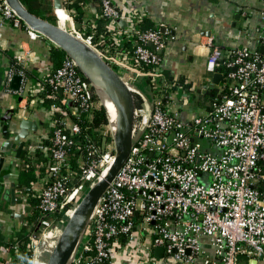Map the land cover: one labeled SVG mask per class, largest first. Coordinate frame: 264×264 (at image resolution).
<instances>
[{
	"label": "built area",
	"instance_id": "obj_1",
	"mask_svg": "<svg viewBox=\"0 0 264 264\" xmlns=\"http://www.w3.org/2000/svg\"><path fill=\"white\" fill-rule=\"evenodd\" d=\"M93 1L97 14L78 22L89 5L60 0L57 20L60 14L70 22L68 32L93 47L125 82L134 73L147 79L155 98L151 108H136L129 159L100 198L69 264H117L116 257L125 255L135 264H264V52L244 47L226 56L209 39L207 72L222 75L219 93L204 113L183 122L172 107L191 105L201 93L161 72L159 51L176 40L174 30L144 29L139 0ZM0 13L21 27L6 0H0ZM27 32L41 37L28 26ZM25 60L18 55L15 65L21 70L12 67L9 82L19 73L26 84ZM42 83L31 94L43 104L35 91L45 84L51 88L46 159L37 164L33 149L24 156L45 173L35 191L41 216L32 229L26 225L31 264L42 260L44 235L66 224L116 157L111 144L100 146L93 139L96 100L76 61L68 56ZM12 110L20 119L21 108ZM84 121L89 126L78 143ZM63 211L62 221H50ZM142 235L149 246L134 245ZM13 247L18 253V245ZM157 249H163L161 258Z\"/></svg>",
	"mask_w": 264,
	"mask_h": 264
},
{
	"label": "crops",
	"instance_id": "obj_2",
	"mask_svg": "<svg viewBox=\"0 0 264 264\" xmlns=\"http://www.w3.org/2000/svg\"><path fill=\"white\" fill-rule=\"evenodd\" d=\"M52 1L55 12L58 8L56 3L60 0ZM84 3L89 5L90 10L84 14L82 19H77L78 22L91 18L98 12L93 0H84ZM139 3L145 17L143 28L168 27L173 29L176 35V40L169 42L161 53L163 60L161 72L165 78V73H168L172 81L183 80L190 85V89H186L197 96L199 93L206 94L212 89L219 91V87L214 88L216 86L211 80L213 77L207 72L209 39H212L213 44L221 48L226 56H229L235 49L244 47L253 51H262L264 0H139ZM69 31H72V26ZM52 46L54 44L43 35L33 39L27 30L12 26L3 19L0 13V119L7 109L19 107L22 112L20 119L13 118L6 136L3 134L0 123V158L5 159L0 174V231L5 237L6 244L15 241L16 232L20 229L27 230L25 219L30 214V212L25 213V207H30V205L23 201L19 203L24 198L25 190L17 191L19 201L15 206L11 205L9 195L11 182L20 185V170L17 168L20 159L15 158V149H17L15 136L19 133L17 120L27 119L36 122L38 131H31L27 141L35 143V146L40 148H38L40 155L34 161L37 163L41 158L42 161L37 164L40 165L46 159L49 145V115L37 97L32 96L31 89L35 88L40 91L38 84H43L44 78L53 71L50 59V47ZM28 52H32L31 57L27 56ZM20 54L26 56L21 66L27 82L23 86L21 84V91H15L11 88L12 81L9 82L7 76ZM17 75L19 76V73L14 74L13 78ZM126 82L134 93L142 97L144 106L148 104L151 108L155 97L148 80L134 73L132 78ZM35 95H39V92L35 91ZM17 97H22L20 103L17 102ZM208 106L202 105L198 99L191 105H179L172 109L179 112V117L183 122H188L204 113ZM9 142L12 143L10 149L4 147ZM44 142L45 147L42 146ZM37 146L33 150L36 151ZM25 148L22 155L26 153ZM35 171L38 180L32 183V192L40 191L39 183L45 174L38 167ZM73 213L74 211L70 212V215ZM16 214L24 215V222H21ZM5 243L0 245V264H14L20 249L18 253H14L13 246L15 245L7 246ZM143 244L149 246V240L143 238L142 235L134 245L141 247ZM42 252L44 251L41 246L40 256ZM116 260L117 264H135L134 259L128 255L116 257ZM255 263L252 262V264Z\"/></svg>",
	"mask_w": 264,
	"mask_h": 264
},
{
	"label": "water",
	"instance_id": "obj_3",
	"mask_svg": "<svg viewBox=\"0 0 264 264\" xmlns=\"http://www.w3.org/2000/svg\"><path fill=\"white\" fill-rule=\"evenodd\" d=\"M10 8L16 13L19 19L27 25L31 30L40 33L47 39H49L55 46L62 49L73 60L85 62L88 65H92L98 70L108 81L109 86L116 88V91L109 92L113 101L116 103V119L117 124L122 132V139L116 143V157L113 165L110 167L107 174L93 185L86 193L84 198L80 201L75 208L73 215L68 220L67 225L64 227L63 232L54 248L52 254L49 257L48 264H69L71 256L75 251L83 232L86 229L88 221L98 204L100 198L104 195L107 189L110 187L119 171L122 169L126 161L129 159L133 145V129L135 124V110L136 100L134 92L129 88L127 83L119 76V74L107 64L98 52L91 47L84 40L78 38L72 33L66 31L59 25H55L47 20L41 19L32 13H30L19 0H6ZM59 4L56 3V6ZM151 49L155 50L153 45H149ZM264 52V46L262 51ZM161 54L162 51H159ZM79 66V65H78ZM81 69V67L79 66ZM83 72V70L81 69ZM85 75V74H84ZM90 82L92 81L87 75H85ZM223 80L222 75L216 73L213 76L212 84L217 86ZM1 83V80H0ZM22 84L21 76H15L12 80L11 88L15 91H19ZM116 92V93H115ZM20 103L22 97L16 98ZM14 118V111L7 109L0 119L3 134H8V128ZM19 133L15 136V142H17V149H15V158L20 159L22 152L27 144V140L30 137L31 131L37 132L38 125L36 122L24 119L17 120ZM12 143H6L4 147L10 149ZM5 159L0 158V174ZM10 189V201L11 205L15 206L17 199V191L22 190L21 185H16L15 182H11ZM31 193V189H28ZM31 207H25V213L31 211ZM21 222H24V215L16 214ZM157 258L163 256V249H157L155 252Z\"/></svg>",
	"mask_w": 264,
	"mask_h": 264
},
{
	"label": "trees",
	"instance_id": "obj_4",
	"mask_svg": "<svg viewBox=\"0 0 264 264\" xmlns=\"http://www.w3.org/2000/svg\"><path fill=\"white\" fill-rule=\"evenodd\" d=\"M21 2V4L33 15L47 20L55 25H57L58 20L57 17L55 15L54 9H53V1L52 0H19ZM21 29L27 30V25H25L23 22L21 24ZM144 29H157V28H149V27H145ZM68 58V55L59 47L57 46H52L50 49V59L51 62L53 64V71H56L57 69H59L65 59ZM15 68L16 72H19L21 70L20 67H18L17 65L14 64L13 66ZM80 73L82 74L84 81L91 85L90 80L84 75V73L81 71V69L78 67ZM166 74V78L168 79V81L172 82L171 77H169L168 73ZM187 89H190V85L186 84L183 80L180 81ZM214 88H217L214 87ZM91 90L92 93L94 94V98L96 100V111H95V116H94V120H93V124L95 126V128H97L92 136L93 139L95 141V143L97 145H103V144H111L113 143L114 139L112 136L111 131L109 132L107 130V116H106V111L103 107V105L100 103V105L97 102L98 99V95L95 91V89L93 88V86H91ZM219 91H217V89H212L209 90L206 94H201V97H199V100L201 102L202 105H209L210 101L213 100V96L214 95H218ZM135 94V100H136V107L139 108L141 106H143V99L140 95ZM41 98H43L44 102H43V106L46 110H48L50 108V106L52 105V100H51V88L45 84L42 87V91L39 93V95ZM100 99V98H99ZM63 110V109H62ZM65 110V109H64ZM62 111L65 112V111ZM59 113V114H62ZM82 128H83V136H80L77 138L78 143H82L84 142V138H85V134H86V128L89 126V123H87V121H84L82 124ZM111 128V127H110ZM103 131H106L107 134L104 135ZM45 142L44 144H42V146L45 147ZM37 146V145H36ZM35 146V143L31 142L29 144H26V152H30ZM39 146H37L36 151H34L33 157L34 159H37L38 156L40 155L39 152ZM35 150V149H34ZM26 154V153H25ZM25 155L23 154L20 162L18 164V169L20 170V175H19V184L23 187L22 190L19 191H23L25 190V194H24V198L23 200L19 201L20 202H25L28 203L30 205V207L32 208L30 211V214L26 216L25 221L28 222V226L29 228L32 229V227H34V225L36 226L38 223V219L41 216L40 210H39V197L37 196V194L35 192H28V189H32V183L36 182L38 180V175L35 171L36 167L33 166L31 164V161L26 159V157H24ZM42 161L41 160H38ZM37 162V163H38ZM76 183H80V178H76ZM17 201V202H18ZM11 213V211H9ZM65 218V211L60 212L55 214L50 221L54 224L59 223L60 221H62ZM38 234H41V231H38ZM29 232H27L26 229H20L18 232H16L15 235V241L12 242L11 244L9 243H5V237L4 235L1 233L0 231V245H18L19 249H20V253L17 257V260L14 264H31V252L28 250V244L30 242L29 240Z\"/></svg>",
	"mask_w": 264,
	"mask_h": 264
},
{
	"label": "bare ground",
	"instance_id": "obj_5",
	"mask_svg": "<svg viewBox=\"0 0 264 264\" xmlns=\"http://www.w3.org/2000/svg\"><path fill=\"white\" fill-rule=\"evenodd\" d=\"M77 65L81 67L83 70V73L87 75L92 81L91 85L95 89L98 97L100 98V101L107 113L110 127H111V132L114 135V141L115 147L116 143L118 141H121L122 139V132L120 131L118 124H117V119H116V103L113 101L111 95L109 94L110 91L114 90L116 91V88L114 86L111 87L109 86V81L98 71L96 70L92 65H88L85 62L82 61H77ZM116 93V92H115ZM115 161V160H114ZM51 239V238H49ZM58 238L54 237L53 240L50 242L48 241V235H44L43 237V242L44 244L42 245V251H47L49 255L52 254L54 248L57 245V240Z\"/></svg>",
	"mask_w": 264,
	"mask_h": 264
},
{
	"label": "rangeland",
	"instance_id": "obj_6",
	"mask_svg": "<svg viewBox=\"0 0 264 264\" xmlns=\"http://www.w3.org/2000/svg\"><path fill=\"white\" fill-rule=\"evenodd\" d=\"M54 6V5H53ZM59 17H60V20H58V23H57V25H59L60 27H62V28H64L66 31H69L70 29H71V23L70 22H66V24H65V20H64V17L63 16H61L60 14H59ZM79 67V66H78ZM90 86H92V85H90ZM97 102H98V104L100 105V103H101V101H100V99H99V97H98V99H97ZM102 104V103H101ZM147 108H149V105L147 104V105H145ZM106 116H107V113H106ZM107 130L110 132V131H112L111 130V128H110V123H109V119H108V116H107ZM112 133V132H111ZM112 136H113V138H114V135L112 134ZM110 150H114L113 151V154L116 156V147H115V143H111V148H110ZM74 210H75V208H74ZM73 215V214H72ZM72 215H70V213L67 215V219L69 220L70 219V217L72 216ZM68 220H66L67 222H66V224L65 223H60L58 226V228H53L51 231H49L48 233H46V235H48V241L50 242L51 240H53V238L54 237H56V238H58L57 240H59V238H60V236H61V234H62V232H63V229H64V227L67 225V223H68ZM57 226V225H56ZM49 238H51V239H49ZM58 242V241H57ZM49 257H50V255L47 253V251H44V252H42V254H41V258H42V260L41 261H39V264H48V260H49ZM38 264V263H37Z\"/></svg>",
	"mask_w": 264,
	"mask_h": 264
}]
</instances>
